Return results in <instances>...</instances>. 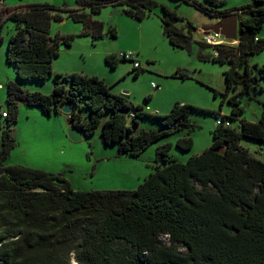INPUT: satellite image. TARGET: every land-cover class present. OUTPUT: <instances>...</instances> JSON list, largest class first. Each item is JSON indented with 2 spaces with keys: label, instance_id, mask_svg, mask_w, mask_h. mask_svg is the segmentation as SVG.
Here are the masks:
<instances>
[{
  "label": "trees",
  "instance_id": "16d2710c",
  "mask_svg": "<svg viewBox=\"0 0 264 264\" xmlns=\"http://www.w3.org/2000/svg\"><path fill=\"white\" fill-rule=\"evenodd\" d=\"M76 2L79 8L41 3L11 9L0 0V43L5 20L16 22L7 60L18 68L19 80L55 77L51 94L25 90L13 81L7 86L8 116L0 117V264H264V160L241 144L243 138L264 143V117L258 122L240 119L243 96L257 91L264 78V65L249 63L264 51V0L242 8L246 15L238 43H205L214 53L199 55L203 61L231 64L223 95L232 110L221 115L231 126H217L210 147L186 162L170 154V143L161 145L153 171L134 190L93 191L73 189L64 172L5 165L17 145L10 127L18 122L20 101L47 114L70 103L69 123L87 137L103 123L106 143H119L120 153L132 157L175 134H181L179 149L192 150L196 125L191 112L205 109L176 102L169 113L151 112L127 95L113 93L98 76L54 73L60 45L71 46L75 35L52 37V22L66 15L83 24L81 35L95 41L105 36V23L94 15L107 5L121 6L139 20L160 7L163 34L175 47L191 49V38L176 25L185 18L157 0ZM206 2L211 6H199L216 18L237 11L223 8L222 0ZM109 35L116 38L117 29L111 26ZM121 59L106 57L112 67ZM133 70L137 76L143 68ZM174 77L190 78L181 71ZM144 118L159 120L162 129L134 134L132 124L138 126Z\"/></svg>",
  "mask_w": 264,
  "mask_h": 264
},
{
  "label": "rangeland",
  "instance_id": "374dc122",
  "mask_svg": "<svg viewBox=\"0 0 264 264\" xmlns=\"http://www.w3.org/2000/svg\"><path fill=\"white\" fill-rule=\"evenodd\" d=\"M157 1L185 18L176 25L191 38V49L175 47L163 34L160 7L151 16L139 20L125 14L121 6L107 5L94 15L95 19L105 23V36L95 41L91 36L81 35V22H75L67 16L63 21L52 22V37L57 34L75 35L70 47L59 50L54 63L56 68L61 69L57 72L59 74L69 71L104 79L113 93L125 94L134 104L144 105L151 112L169 113L176 102L205 109L191 112V119L196 125L191 133L194 141L192 150L179 149L176 141L181 134H175L153 143L138 157H132L120 153L119 143L103 142V123L93 136L73 141L68 135L70 116L62 111V105L59 106V111L47 114L40 106L20 101L18 122L10 127L17 145L5 161L6 166L22 165L53 173L64 172L75 190H134L153 171L157 149L161 145L170 143V154L183 162L210 147L217 126L216 115L229 116L232 110V105L223 95L227 89L225 72L231 64L203 61L199 57L200 53H214L213 48L206 45L209 43L200 28L215 24L217 18L207 14L199 6L203 3L210 7L206 0ZM222 1L225 2L223 8L237 10L232 13L241 17L246 15L242 13V8L253 0ZM41 3L60 7L77 4L76 0H4L5 6L11 9ZM189 22L196 29L189 28ZM111 26L118 31L116 38L109 35ZM15 30L16 22L6 19L2 28L3 41L0 43V105L6 110L9 82H16L25 90L51 94L55 80L52 75L45 81L19 80L16 66L7 60L8 41ZM121 52H133L137 55L143 68L139 75L135 76L131 61L121 59L116 67L106 61L107 56H119ZM249 63L251 66L264 65V51L251 56ZM178 71L188 74L190 78L174 77ZM260 86L257 91L243 96L241 105L244 112L240 119L258 122L264 117V78L260 79ZM233 125L238 126L239 120L234 121ZM132 128L134 134H138L143 130H159L162 126L159 120L144 118L138 126L132 124ZM241 144L264 160V143L243 138ZM180 250L184 252L186 249L180 247Z\"/></svg>",
  "mask_w": 264,
  "mask_h": 264
},
{
  "label": "water",
  "instance_id": "95a60500",
  "mask_svg": "<svg viewBox=\"0 0 264 264\" xmlns=\"http://www.w3.org/2000/svg\"><path fill=\"white\" fill-rule=\"evenodd\" d=\"M217 19L218 20L216 24L203 28L204 34H212L213 36L219 37L221 39L232 40L233 42L238 43L239 36L242 31V24L238 20L237 13L222 15ZM63 48H65V45L61 44L60 49ZM16 70L18 71V68ZM62 111L66 114L72 113V105L70 103H66L63 106ZM68 135L73 141H80L85 137L83 131L74 127V125H72L71 123H69ZM103 142L106 143V140L103 139Z\"/></svg>",
  "mask_w": 264,
  "mask_h": 264
},
{
  "label": "built area",
  "instance_id": "2783aa9c",
  "mask_svg": "<svg viewBox=\"0 0 264 264\" xmlns=\"http://www.w3.org/2000/svg\"><path fill=\"white\" fill-rule=\"evenodd\" d=\"M204 38L206 39L207 43H209L211 45L224 44V43L228 42V40L221 39L219 37L213 36L212 34L205 35ZM234 43L235 42H233V44ZM215 54H217V52H215ZM119 57L122 58V59H126V60H129V61L133 62V65L136 68H142V65H141L140 61L137 59V55L135 53H133V52H121L119 54ZM153 86H155V84ZM1 87H2V84H0V88ZM7 116H8V111L6 109H2L0 107V117L4 118V117H7ZM216 117H217V121H216L217 126H221V125L231 126V122L226 120V119H224L221 115L217 114Z\"/></svg>",
  "mask_w": 264,
  "mask_h": 264
},
{
  "label": "crops",
  "instance_id": "0c3cea01",
  "mask_svg": "<svg viewBox=\"0 0 264 264\" xmlns=\"http://www.w3.org/2000/svg\"><path fill=\"white\" fill-rule=\"evenodd\" d=\"M28 6V5H27ZM27 6H23V7H21V8H18V9H24V8H26ZM67 6H69V5H66V7ZM69 8H79V5L78 4H75V5H71V6H69ZM231 14V13H230ZM238 15V14H237ZM65 17H66V15H65ZM242 17V16H241ZM241 17H239L238 16V20H239V22H241ZM66 19V18H65ZM218 20V19H217ZM216 23H217V21H216ZM215 23V24H216ZM211 26V25H210ZM204 27H207V26H202L200 29H203ZM200 29H197V31L198 30H200ZM204 34V33H203ZM203 37H205V34L203 35ZM228 41H232V40H228ZM231 43H233V41L231 42ZM65 47H67V46H65ZM70 47V46H69ZM55 64V63H54ZM17 69V68H16ZM54 71L57 73V72H60L61 71V69L60 68H56V64L54 65ZM64 73H70L69 71H66V72H64ZM151 96V95H150ZM23 102H27L28 103V101H26V100H22ZM173 107V106H172ZM174 157H175V155H174ZM177 158V157H176ZM178 159V158H177Z\"/></svg>",
  "mask_w": 264,
  "mask_h": 264
},
{
  "label": "bare ground",
  "instance_id": "6f19581e",
  "mask_svg": "<svg viewBox=\"0 0 264 264\" xmlns=\"http://www.w3.org/2000/svg\"><path fill=\"white\" fill-rule=\"evenodd\" d=\"M74 264H78V263H74Z\"/></svg>",
  "mask_w": 264,
  "mask_h": 264
}]
</instances>
